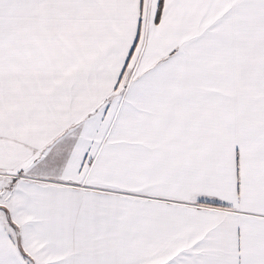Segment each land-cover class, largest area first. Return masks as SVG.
<instances>
[{
    "label": "snow or ice",
    "instance_id": "1",
    "mask_svg": "<svg viewBox=\"0 0 264 264\" xmlns=\"http://www.w3.org/2000/svg\"><path fill=\"white\" fill-rule=\"evenodd\" d=\"M0 264H264V0H0Z\"/></svg>",
    "mask_w": 264,
    "mask_h": 264
}]
</instances>
